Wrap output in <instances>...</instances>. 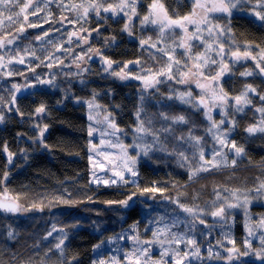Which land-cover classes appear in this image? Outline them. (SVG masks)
<instances>
[{"label": "snow or ice", "instance_id": "obj_1", "mask_svg": "<svg viewBox=\"0 0 264 264\" xmlns=\"http://www.w3.org/2000/svg\"><path fill=\"white\" fill-rule=\"evenodd\" d=\"M57 2L60 4L62 9L76 13L75 19H70L68 17H62L60 23L63 25L65 21L72 24L74 27L76 24H80L81 27L77 31L69 33V39L67 43H72V37H76L78 41H83L85 44L88 43V37L91 33L95 31L97 35H100L99 26L95 29L84 28L83 23L89 21L92 14H95L97 20L107 21L110 18L117 17L123 14L126 17V21L123 25L121 31L127 33L129 37H134L133 29V17H138L140 13L138 12V0H119L118 3L107 2V0H88L87 3H72L71 0H46L44 6L47 7L48 4ZM253 3V0H193L192 10L187 15L173 17L169 14V11L165 7L162 0H151L148 6V11L143 15L141 19V25H152L158 30L157 40L155 43H151V37L147 39L141 38L139 44L141 49L147 45L150 48H156L168 56V62L166 65L159 70H153L152 68H145L139 59L128 60V61H116L111 58L106 57L99 49L95 50V55L100 57L102 62V70L108 76L112 77L120 82H126L129 80L139 81L141 87L138 88V103L134 109L135 124L132 125V131L134 133L133 141L131 144H125L122 140V136H127L128 133L125 129L121 128L117 121L116 115L108 109L107 106L101 105L97 97L100 95L99 92L93 90L91 97L84 99L81 97H75V102L78 104H84L87 111V120L89 124L87 126V135L90 138L88 141L89 156L88 160L94 168H100L101 171H105V166L95 159V156H103L107 160L111 167L107 169L111 173L110 176H99L93 170L91 172V177L89 180V185L101 183L105 187H121L132 185L137 191L131 192L124 199L121 200H109L105 201L107 205H119L123 208H128L131 206L130 202H134V197H136L137 192L141 196L146 193H151L150 199H155L157 193L161 197L168 200L170 203L175 204L177 208L182 211L185 216L181 217L178 214L172 215L170 222H164L161 218L158 223H162V227H158L152 231V240H143L139 236L128 235L127 239L133 241L137 247H134L130 253H125V257L128 259L129 264L134 261L135 264H149L151 260L150 247H139L141 244L149 245L160 244L162 247L161 256H171L170 260L160 261L157 264H191L192 259L202 260L204 257L201 253V248L198 244L196 238V233L199 231L197 225H203L205 228L209 227V222L205 219L206 216L210 215L213 221H223L227 223L228 218L232 215L231 210L237 208H243L245 210V216L248 217L247 206L249 204L248 197H241L238 195L239 190L231 191V199L226 196H222L217 190L216 198L211 202L210 209L205 207L202 208L199 204L193 203L191 205L185 204L179 197H167L164 196L166 189L159 187L155 182L151 186L141 188L135 179H130V177H138L139 171L137 164L141 158L152 159V154L156 152L164 153L168 156H175L178 159V163L183 167L184 163L188 161L187 148H192L195 153H198L199 160L202 162L195 168L189 170V181L193 180L201 172H209L212 169L229 166V160L231 166L235 167L242 157L246 155L245 149L240 146L235 140L231 139V133L237 126L236 114L244 113L246 107L253 106V100L250 98V93L254 95H259L260 101L264 102V94L257 92V89L251 84H245L244 90L238 95L230 96L228 92L224 90L222 86H219L220 78L229 71V62L224 58L229 56L232 61H240L242 59L251 58L256 59L252 56L249 47L246 45L243 50L237 48L236 50L225 49L224 43L220 40L227 34L232 32L231 27L228 24H222L218 22L223 17H231L233 10L246 4ZM19 11H15V9ZM41 11L40 3H35L34 0H0V18L8 13L7 20L11 23L19 22V18L22 16L23 21L27 23L28 27H37V23L29 21L30 15H38ZM110 13L111 16L105 15ZM219 13L220 17L213 16L212 14ZM252 14L257 20L264 22V0H254V7L252 9ZM50 15V14H49ZM15 18V19H14ZM45 22H48L47 20ZM3 20L0 19V24ZM189 26H194V30L190 32ZM179 29V32H176ZM25 30L24 25L21 24L19 32L23 33ZM59 31V29H57ZM87 32L88 35H80L79 33ZM207 33L208 40L204 39V34ZM48 32H44L43 36H48ZM169 35L174 37L172 43L167 45L171 51L166 50V48L158 47L161 42H166L169 39ZM37 40H42L43 37L38 35ZM192 40H200L202 43L206 44V48L203 52H199L195 55L192 53V48L195 46L191 43ZM116 41L115 36L108 37L105 40L106 45L114 44ZM51 42V41H49ZM7 44H12L13 40L8 39ZM5 41L0 39V48H4ZM77 44V47H80ZM184 49L183 55L186 59H179L176 56V49ZM61 47H57V51H60ZM27 51V49L25 50ZM65 51H72L67 49ZM215 53V56L220 57V67L216 71L215 75H208L204 69L209 64H217V60L214 56L209 55V53ZM264 53V50H262ZM19 55V53H18ZM93 55V49L91 45L87 50L82 51V53L75 56L77 61L91 60ZM46 59L48 63L45 64L44 60H41L39 67L44 65L49 69L53 68L56 64H63V59L59 56H55L54 53L49 54ZM155 59V57H153ZM260 60H264V54L260 55ZM13 60H9L8 63H12ZM189 62H191V67H189ZM15 63L25 64V59L20 56L19 59L15 60ZM130 65H135L139 68V71H135ZM76 68L80 69V64L76 63ZM4 57L0 56V68H4ZM256 68L259 69V74L264 76V65L257 63ZM30 72L35 73V67H29ZM17 73L9 71L7 75L11 76ZM19 75H24L23 72H19ZM80 73H71L69 75H79ZM253 72L245 71L241 73V76H252ZM161 77H165L167 80H174L178 84H188L192 81L195 82L196 88L200 89V94L198 98L194 96L191 90L179 91L175 89H170V94L163 96L162 98L168 101H179L180 104L188 105L193 110L199 111L203 109V116L209 122V126L206 128V135L213 137L215 143L212 145L211 153H206L204 151V137L198 136L194 132V127L189 126L187 134L180 132L177 133V126L179 125H190V121L186 115L183 114H171L167 111H159V127L156 126L157 120L153 116H149L145 110L146 93L149 90L156 89L157 86L163 83ZM179 77V78H177ZM55 74H53L49 79L42 78L39 74H36L34 79L35 83L28 82L24 85L13 83L11 85V100L9 105V110L11 107H16V113L24 117L25 113L20 111L18 107V96L22 88H34L37 85H50L55 86ZM27 80V77H25ZM210 80L212 83L205 85L202 81ZM80 83H84L83 80ZM108 95H112V91L108 90ZM234 101V103H233ZM61 101H58L60 103ZM3 103V98L0 97V105ZM157 103H160L158 101ZM119 108V105H116ZM163 108V105L161 104ZM169 108L172 106L169 105ZM213 110H218L220 119L216 120L213 116ZM35 114H46L48 109L47 105L41 103L35 108ZM255 111L260 113V119L256 124H250L244 129L246 133L250 136L257 133L264 134V106L256 107ZM103 114V119L99 117ZM5 117L0 114V123L4 122ZM103 125V127H98ZM40 144L48 148L49 146L44 143L42 137L47 131L48 125L45 124L43 128H39ZM99 132L100 134V145H104L109 148H115L119 151L117 153H109L98 150V146L93 142L94 134ZM149 137L151 139H149ZM108 138V139H105ZM218 145V146H217ZM187 146V148L185 147ZM225 149L229 151L226 152ZM25 150H21L24 152ZM3 152L7 154V164L13 163V158L15 153L9 151L7 144L3 146ZM229 152L233 153V156H229ZM93 153L95 155H93ZM210 155V159H206V156ZM10 169H7L3 173L2 179H0V184H3L5 180L9 177ZM264 189V183H261L260 187L255 189L259 192ZM228 191V189H225ZM71 194L69 193V196ZM18 199V198H17ZM87 201L95 202L92 197L88 196ZM222 201L221 203H217ZM56 202L66 205L68 207H75L77 203H83L84 200L74 201L72 199H66L63 196H58ZM35 208L37 210L43 211V207L39 204H32L30 208H25L16 200L5 197L0 199V212L17 214L20 212H25ZM184 226L183 231H173V229H178L180 226ZM78 223L71 224L70 227H78ZM213 227L215 224L212 225ZM223 226V225H222ZM259 228L264 229V218L259 221ZM136 225H132V229L135 230ZM245 228L248 231V235L252 236L255 234L252 228L246 223ZM59 231L62 235L58 238L59 242L55 244V249L59 252L61 256V264H64L63 257L65 256V241L67 240L68 233L65 231L64 227L57 229L53 226L52 231L47 233L44 239L52 236L53 232ZM8 238H14V233L9 231L7 233ZM201 236H207L209 233L200 232ZM224 238L228 244H232V248H227L223 241H217L216 247H223L225 251L228 252V260L236 259L238 256H248L252 252L250 241L245 239L244 247L248 251L240 252L235 246V241L229 237L228 233H224ZM163 236L164 239L161 240L160 237ZM119 239H125V236L119 235ZM116 237H109L106 241L100 240L99 243L93 246V252L96 253V258H94L91 264H120L115 256L105 257L103 252V245L105 243L111 244L114 242ZM167 242L169 245H176L175 248L164 249L163 245ZM261 248L255 251V258L264 264V235L260 237ZM181 245H185V248H181ZM51 249L45 253L48 256L51 253ZM220 259L219 252L213 250V246L209 244L208 246V259ZM76 257H72L67 260V264H74Z\"/></svg>", "mask_w": 264, "mask_h": 264}, {"label": "trees", "instance_id": "obj_2", "mask_svg": "<svg viewBox=\"0 0 264 264\" xmlns=\"http://www.w3.org/2000/svg\"><path fill=\"white\" fill-rule=\"evenodd\" d=\"M253 7L254 0L253 3H246L234 9L230 20L232 32L230 36H227L228 42H232L231 45L241 50L247 45L252 56L256 57L255 60L247 58L240 61H227L230 66L229 71L225 73L226 76L221 77L219 86H222L230 96L238 95L243 91L246 83L255 87L258 93L264 94V80L259 76V69L256 68L257 63L264 65V60H260V55L257 52L259 49L264 50V22H256L253 20L255 18L249 15L252 14ZM44 14H47L46 11L39 14L36 23L39 26L48 27L46 30L50 33L49 21L45 22ZM7 15L8 13H5V16L0 18L3 20L0 28L10 30V32L19 31L21 22L11 23L6 20ZM220 20H224V17ZM23 34L21 33V35ZM157 34L156 28L152 29L151 34L142 33L144 36L151 37L152 40L157 39ZM48 53H50L49 49L42 53L37 52L36 55L39 59L35 61L36 65H39ZM141 62L145 68L159 70L166 65L168 58L167 56H160V54L156 56L152 53L150 55L142 54ZM189 67H191V62H189ZM219 67L220 64L217 60V64H209L204 71L210 76L215 75ZM46 71L47 68H43V65L36 67V74L41 77L47 74ZM245 71L253 72V75L241 76V73ZM161 79L163 83L157 86L158 91L154 89L145 94L147 114L157 120V127H159L157 114L161 110L171 114L186 115L190 125L177 126L176 134L178 135L180 132L187 134L189 126H193L195 134L204 137V151L212 149L213 137L206 135L209 122L203 116V109L196 111L188 105L180 104L179 101L163 99L162 94L167 96L170 94V89L179 92L186 91V88L175 83L174 80L170 81L165 77H161ZM4 86L0 76V97L3 98V101L8 100L11 96L10 91H7ZM122 88L117 92L118 96H115L112 104L114 107L119 105V108L116 107L118 125L128 131L136 122L133 113L138 103L139 93L130 85H123ZM192 92L194 96H199L196 92ZM64 94V92L51 93L44 89L40 90L39 93L36 91V103H25L19 108L25 113L24 122L6 120L2 125L0 124V179H2L6 167L10 169L8 179L0 184V198L4 199L8 196L25 208H30L32 204H39L43 207V211L31 208L29 211L20 212V216L17 218L0 214V228L17 229V238L11 241L13 248H10L7 241H4V244L0 243V264L12 262L13 252L19 256L12 262L13 264H61L62 258L55 249V244L59 242L58 238L62 234L56 231L52 233V236L44 239L47 233L52 231L53 226L57 229L64 227L68 233L65 241L64 264H67V260L72 257H76L74 264H91L92 260L96 258L93 246L102 239L106 241L112 237L113 228L117 226L120 229L132 228L134 223L139 224L136 221L140 219V204L133 203L128 208L116 204H105V201L121 200L131 192L137 191L134 186L105 188L89 185V137L87 135L89 121L86 115L88 109L83 104H76L71 101L59 104L58 101H61V96ZM250 98L254 102L253 106L246 107L244 113L236 114L237 126L231 135V139L242 146L246 153L235 167L229 163L228 167L221 166L209 172H201L196 178L189 181L190 166L195 168L202 163L194 149L185 146L188 161L184 163L183 167L178 163L177 157L156 152L152 154V159L141 158L137 179L140 187L151 186L155 182L159 187L166 189L164 196L179 197L185 204L196 203L202 208L207 207L209 209L211 202L216 198L217 190L222 196L229 199L231 191L237 189L241 200L244 198L242 197L243 193H252V196L258 194L255 189L264 183V134L257 133L250 136L244 129L259 121L260 113L256 112L255 108L264 106V102L260 101L259 95L250 93ZM99 101L105 103L103 99H99ZM158 101L160 103H157ZM41 103L47 105L48 111L36 119V128H33L34 123L29 118L33 115L32 111ZM169 105L172 107L169 108ZM214 111L212 113L214 118L219 120L218 110ZM45 124L48 125V128L42 139L49 146L48 148L40 144L41 138L37 127L39 125V128H43ZM23 134L26 138H22ZM149 139L151 138L149 137ZM5 144H7L9 151L16 154L13 163L10 165L7 164V154L3 152ZM22 149L25 151L21 152ZM146 194L152 196L151 193ZM58 196L74 201L84 200L85 202L77 203L75 207H68L56 202ZM88 196L92 197L95 202L87 201ZM136 198L142 200L139 203L147 207L145 196H141L137 192ZM159 199L161 196L157 193L153 199L154 203L162 204ZM166 203L163 205H167L168 211L177 214L175 213L177 212L175 204L168 200ZM254 209L257 207L252 208V210ZM258 209L263 210L262 213H264V206H260ZM235 211L237 210H231L232 216L237 215ZM238 212L242 213V211ZM242 222L243 226L241 222H238L239 244L245 243V239L248 237L245 224L249 225V220L244 219ZM74 223H78L79 226L70 227ZM258 225L259 222L257 221L251 227L257 229ZM0 236L5 235L0 234ZM136 236L142 237L141 235ZM251 246L254 247L255 243L252 242ZM49 249L52 250L51 253L45 256ZM102 250L107 257L110 252L104 248ZM241 252L244 250L242 249ZM242 262V264H261V262L248 256H244Z\"/></svg>", "mask_w": 264, "mask_h": 264}, {"label": "flooded vegetation", "instance_id": "obj_3", "mask_svg": "<svg viewBox=\"0 0 264 264\" xmlns=\"http://www.w3.org/2000/svg\"><path fill=\"white\" fill-rule=\"evenodd\" d=\"M46 0H34L35 3H40L41 11L38 13V15H30L29 16V21L36 23L37 18L39 17V14L42 11H46L47 14L43 15V19L46 21H49V27H50V34L45 28V26H37L36 31L33 29V27H28L27 23L23 21V17L21 16L19 18V21L21 24L24 25V34L21 35L19 31H14L10 32V30L7 31V29H1L0 28V39L5 41V46L4 48H0V56L4 57V64L5 67L1 68L2 69V75L1 76V81L2 83L5 84V89L7 91H11V85L13 83H17L20 85H24L25 83L32 82L35 83V75H36V60L38 61L37 53H36V44L39 43H44L46 39H50L51 43V49L50 53H48L44 57V63L47 64L48 60L46 57L54 53L55 56H59L63 59V64H56L53 66V68L48 69L42 78L44 79H49L53 74H55V86H50V85H37L34 88H29L28 92L25 93L23 97L18 98V107L20 108L21 105L25 103H36V91L39 93L40 90H48L51 93H58V92H64L65 94L61 96V102L59 104H63L66 101H71L75 102V97H81L84 99H87L89 96L91 97V94L93 90L97 91L100 93V95L97 97L98 102L103 105L107 106L108 109H112V111L115 115L118 114V110L116 107L113 106V100L115 96L117 95V92L122 90L123 85H130L132 86L136 92H138V88L141 87L139 81L135 80H129L126 82H120L112 77H108L102 70V62L100 60V57L98 55H95V50L99 49L100 52H102L106 57L111 58L116 61H128V60H137L139 59L141 61L142 59V54H147L150 55L155 54L160 56H167L164 53L157 51L156 48H150L147 45L143 49H141L139 40L141 38L147 39L149 36H144L142 33H148L151 34V31L154 26L148 24V25H141V19L144 14L147 13L148 11V6L151 0H138V12L140 15L138 17H133V29H134V37H129L127 33L121 31L123 28V25L126 21V17L123 16V14L118 15L117 17L110 18L107 21L104 20H97L95 14H92L89 21L83 23L84 28H92L95 29L99 26V32L100 35H97L95 31L91 33V36L88 37V43L85 44L83 41H78L76 37H72V43L69 44L67 43L69 39V33L73 31H77L80 29L81 25L76 24L75 27L67 23L62 25L60 23V20L62 17H68L70 19H75L76 18V13L70 12L67 10L62 9L59 3L53 2L47 5V7L44 6ZM72 3H87L88 0H71ZM107 2H112V3H118L119 0H107ZM162 2L165 4V7L169 11V14L173 16L174 18L177 16H184L187 15L189 12L192 10V2L193 0H162ZM15 11H19V9H15ZM50 14V15H49ZM108 16H111L110 13L105 14ZM213 16L220 17L221 14L219 13H214L212 14ZM253 16V15H251ZM250 16V17H251ZM232 17V16H231ZM231 17H224V20H219L218 22L222 24H228L229 27H231L232 22ZM15 19V18H14ZM7 20V18H6ZM254 21L258 22L259 20ZM35 28V27H34ZM59 29V31H57ZM190 32L194 30V26H189ZM48 32V36H43L44 32ZM176 32H179V29H176ZM80 35L87 36V32L79 33ZM40 35L43 37L42 40H37L36 37ZM230 36V34H227L224 37H221L220 40L224 43L225 49H231V50H236L237 48L234 47L232 42H228L227 36ZM115 36L116 41L114 44H108L106 45L105 40L108 37ZM172 37L169 35V39L166 42H161L158 44V47L160 48H166V50L171 51L170 48L167 47V45H170L172 43ZM8 39H12L13 43L12 44H7L6 41ZM204 39L208 40L207 33L204 34ZM157 39L151 40V43H155ZM191 43L195 45L192 48V53L193 55L203 52L206 48V44L202 43L200 40H192ZM77 44H80V47H77ZM91 45L93 49V55L91 60H85V61H77L75 60V56L77 54L82 53V51L87 50V48ZM231 45V47H230ZM57 47H61L60 51H57ZM27 49V51H25ZM67 49H71L72 51H65ZM259 55L264 54L262 53V50L257 51ZM19 53V55H18ZM184 49L177 48L176 49V56L177 58L183 60L186 59V57L183 55ZM209 55H212L216 58V60L220 61V57L215 56V53H209ZM20 56H23L25 59V64H18L15 63V60L19 59ZM168 58V56H167ZM226 61H230L229 56H225L224 58ZM9 60H13L12 63H8ZM76 63L80 64V69L76 68ZM142 64V62H141ZM32 65V67H35V73L30 72L28 70L29 66ZM131 68H133L135 71H139V68H137L135 65H130ZM21 70V71H20ZM9 71H12L13 73H17L14 75H7ZM19 72H23L24 75L19 76ZM80 73L79 75H69L71 73ZM223 76H226L223 75ZM260 76V75H259ZM27 77V80L25 79ZM83 80L84 83H80V81ZM108 90L112 91V95H108ZM154 90V89H151ZM149 90V92H151ZM148 94V93H146ZM198 98V97H197ZM99 99L105 100L104 102H100ZM10 100L11 96L8 100L3 101L2 105L0 106V111L1 114L6 117L8 108L10 105ZM26 101V102H25ZM34 103V104H35ZM76 103V102H75ZM78 104V103H76ZM84 105V104H83ZM11 110L14 111L12 116H9L5 118L4 122L6 120H11L12 122H18L22 123L25 121L24 117L21 118L16 113V107L13 106L11 107ZM35 110V109H34ZM33 112L32 117L29 118V120L32 123H36V114L35 111ZM103 119V114L101 117ZM3 122V123H4ZM2 125V123H0ZM17 136H20V134H17ZM22 138H26L24 134L22 135ZM137 180V179H135ZM138 182V180H137ZM162 198V204H167V200ZM138 199V198H137ZM176 207V206H175ZM243 213V212H242ZM264 215V214H261ZM9 216H14V217H19L20 215H9ZM240 216V215H231L227 223L223 221H213V218L211 216L205 217V219L209 222V227L205 228L203 225H199L202 228V231L205 233H209V237L215 238L219 241H223L225 247L227 248H232V244H228L226 240H223V232L228 231L231 235L232 240L235 241V246L239 251L241 252L242 249L245 251L244 244L245 243H240L238 241V236H237V230H238V222L242 223L243 226V220L245 217ZM259 217L256 219L254 217H248L249 220V227L253 229L255 232L254 235L249 236V238L254 237L256 234L259 235H264V231L260 228L261 232H258V229H254L255 222H257ZM140 219H138L136 222L138 223ZM253 220V222H252ZM222 224V227H219L218 225ZM141 224V223H140ZM215 224L213 227L212 225ZM138 225V224H137ZM217 228H219V232H217ZM11 231L14 233V238H8L7 233ZM17 229L16 228H0V234H4L5 236H0V243H3L4 241H7L8 244H10V248H13L12 242L14 239L17 238L16 236ZM112 237H116L113 243L107 244L110 246L112 249L109 251L110 255H114L119 262H121L122 258L125 256V253L128 252L129 247H132L133 241L127 239L121 240L118 238L119 235H131V236H136V235H141L142 237H139L141 241L143 239L148 240L151 237V234L149 231H144L141 227L138 226L137 229L133 230L132 228H123L120 229L118 226L112 229ZM201 236V235H200ZM207 236H201L202 238H206ZM107 240V239H106ZM252 243V242H251ZM250 243V244H251ZM4 244V243H3ZM105 249V248H104ZM123 249V257L119 254V250ZM224 250V248H223ZM13 252V251H12ZM242 253V252H241ZM14 257L13 261H15L16 257H19L18 254L16 255L14 252ZM224 257L220 261H216L215 264H242V259H244V256L240 255L236 259L233 260H228V252L224 250ZM12 262H9L7 264H13ZM191 264H197L196 262H191Z\"/></svg>", "mask_w": 264, "mask_h": 264}, {"label": "rangeland", "instance_id": "obj_4", "mask_svg": "<svg viewBox=\"0 0 264 264\" xmlns=\"http://www.w3.org/2000/svg\"><path fill=\"white\" fill-rule=\"evenodd\" d=\"M249 15H253V14H249ZM33 29L36 31V27L33 28ZM49 41H50V39H46L44 43L36 44V53L37 52L38 53H42L43 51L48 50V49L50 51H52V49L50 47L51 46V43ZM43 68H48V67H45L43 65ZM1 73H2V69L0 68V75H2ZM220 81H221V78H220ZM202 82L205 85L212 83L210 80H203ZM181 85L185 86V88H186L185 90H191V91L196 92V94H200V89L199 88H196L194 81H192V82H190L188 84H181ZM219 85H220V82H219ZM213 112H215V111L213 110ZM13 113H14V111H12V110L10 111L9 108H8L7 116L5 118H7L9 116H12ZM86 115H87V113H86ZM40 116H41V114H39V115L36 114V119H38ZM35 124L36 123L33 124V128H36V125ZM98 127H103V125H100ZM127 133H128L127 136H122V140H123V142L125 144H131L132 141H133L134 133H133L132 129L128 130ZM232 133H233V131H232ZM232 133H231V135H232ZM100 139H101V137H100L99 132L95 133L94 134L93 142L98 146V150L104 151V152H109V153H117L119 151L118 149H115V148H109V147H106L104 145H100ZM105 139H108V138H105ZM213 142L215 143L214 140H213ZM211 151H212V149H209V150H207L205 152L206 153H211ZM225 151L228 152L229 150L228 149H225ZM88 154H90L89 153V147H88ZM93 155H95V154L93 153ZM233 155H234L233 153L229 152V156L230 157L233 156ZM210 158H211L210 155L206 156V159H210ZM95 159L97 161L101 162L105 166V171H101L100 168H98V167L97 168H94V166L91 165L89 163V160H88V163H89V174H88L89 175V180H90V177H91V172L93 170H95V172L99 176H110L111 173L108 172L107 169L111 167V164L107 160H105V158L103 156H95ZM140 161H141V159L139 160V163L137 164V168L139 167ZM229 163H231L230 160H229ZM130 179H138V177H135V178L130 177ZM91 185L105 187L102 183L100 185H96V184H91ZM144 196H145V200L147 199V207H144L142 203H139V202H142V200H140V199L137 200L136 197H134V202H130V203L131 204L135 203V204H140L141 205V207H139V210H140L139 211L140 212V220L138 222L139 224L141 223V225L138 224V226L139 227L141 226V228L144 231H149L150 232L151 237L148 240H152L153 239V236H152V231L153 230H155L158 227H162L163 226L162 223H158V221H160L161 218H163V221L164 222H170V219H171V216L172 215H177L178 214L181 217H184L185 216V214L182 211H180V209L177 208V207H175V208H177L176 209L177 212H175L177 214H173V213H171V212L168 211L167 205L154 203L153 199H150L149 198V197H151L150 194H145ZM242 197H248V199H249V204L247 206V212L249 213V216L250 217H254L255 219L257 217H259L258 222L261 220V218H264V215H261V214H264V213H262L263 210L258 209V208H260V206H264V189H261L258 192V194H256L255 196H252V193H243L242 194ZM230 199H231V197H230ZM214 200H215V198H214ZM159 201L162 202V198L159 199ZM221 202L222 201H218V203H221ZM255 206L257 207V209L252 210V208L255 207ZM233 210H237V211H235V214L240 215V216H243V217H245V220H248V217L249 216L248 217L245 216V210L243 208H237V209H233ZM238 211H242L243 213H240ZM252 222H253V220H252ZM133 225H136V223H134ZM218 226L219 227H222V224L219 223ZM128 227H130V226H128ZM197 227H198L199 231L196 233V238L198 240V244H199V246L201 248V253H202V256L204 257V259H202V260L192 259L191 262H196L197 264H215L216 261H220L224 257H226V255H224L223 247H219V248L216 247L218 240L215 239V238H211L209 236H207L206 238H202L200 236V232L202 231V228L199 225H197ZM137 228L138 227L136 225V228L135 229H137ZM257 229H258L257 230L258 232H261V230H259L260 228L258 226H257ZM183 230H184V226L183 225H181L180 228H178V229H173V231H183ZM245 230H246V228H245ZM219 231H220L219 228H217V232H219ZM224 233H228L229 234V237L231 238V235H230V233L228 231L223 232V234ZM247 236L249 237V235H247ZM261 236L262 235L256 234L252 238H248L247 237V240L250 241V243L251 242H254L255 243V246L254 247L251 246L252 252L248 255L249 258H252L254 260H257L255 258V254L254 253H255L256 250H259L261 248V243H260V237ZM125 237L127 238V235H125ZM222 238H223V240H225L224 235L222 236ZM160 239L163 240L164 237L161 236ZM103 240H105V239H103ZM143 240H146V239H143ZM209 244H211L213 246V250L215 252H219V255L221 257L220 259H215V258H213L211 260L208 259V246H209ZM134 247H137V245H135L133 243L132 247H129L127 253H130ZM139 247H150V253L149 254L151 256V260L149 261V264H157V262L167 261V260H170L171 259V256L170 255L169 256H165V257H162L161 256L162 247L158 243L152 244L151 246L145 245V244H141V245H139ZM170 247L171 248H175L176 245H174V244L173 245H169L167 242H165L164 245H163V248L164 249H167V248H170ZM180 247L181 248H185V245H181ZM103 248L108 249L109 251H111V249H112L107 244H104L103 245ZM121 250H123V249H120L119 250V254L123 257V252ZM245 251H248V249H245ZM95 255H96V253H95ZM108 256H114V255H110V253H108L107 254V257ZM120 264H129V261L124 256L122 258ZM132 264H135V262L133 261ZM141 264H143V260L141 261ZM186 264H187V262H186Z\"/></svg>", "mask_w": 264, "mask_h": 264}, {"label": "water", "instance_id": "obj_5", "mask_svg": "<svg viewBox=\"0 0 264 264\" xmlns=\"http://www.w3.org/2000/svg\"><path fill=\"white\" fill-rule=\"evenodd\" d=\"M253 18H255V20H257L255 16H253ZM258 74H259V70H258ZM259 75H260V74H259ZM260 77L264 80V76H261V75H260ZM28 90H29V88H22L21 92H20V93H17L18 98H19V97H23V96L25 95V93L28 92ZM0 199H1V198H0ZM0 213H1V214H6V215L10 214V213H2V212H0ZM17 214H18V213H17ZM12 215H16V214H12Z\"/></svg>", "mask_w": 264, "mask_h": 264}]
</instances>
